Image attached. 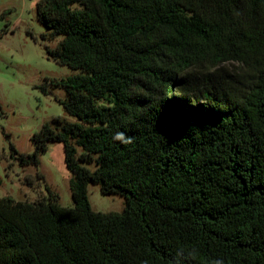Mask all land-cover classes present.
<instances>
[{"label":"trees","instance_id":"1","mask_svg":"<svg viewBox=\"0 0 264 264\" xmlns=\"http://www.w3.org/2000/svg\"><path fill=\"white\" fill-rule=\"evenodd\" d=\"M37 14L43 39L63 36L47 53L74 70L56 86L79 121L45 122L33 153L11 154L38 166L62 142L75 205L0 196V264H264V0ZM90 183L124 210H93Z\"/></svg>","mask_w":264,"mask_h":264},{"label":"rangeland","instance_id":"2","mask_svg":"<svg viewBox=\"0 0 264 264\" xmlns=\"http://www.w3.org/2000/svg\"><path fill=\"white\" fill-rule=\"evenodd\" d=\"M38 1L0 0V196L30 202L56 200L73 207V174L66 166L62 142H49L38 166L22 165L19 155L11 154V144L18 154L33 153V136L45 122L58 117L60 122L79 121L60 102L67 96L65 88L56 86L74 70L47 53L63 36L43 39L48 28L38 17ZM238 67L231 64L232 69ZM84 165L96 168L95 163ZM89 199L95 211L121 212L126 207L124 196L103 194L97 183L89 184Z\"/></svg>","mask_w":264,"mask_h":264}]
</instances>
